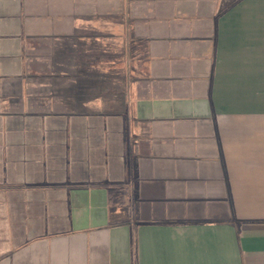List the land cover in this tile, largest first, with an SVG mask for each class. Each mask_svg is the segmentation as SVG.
I'll use <instances>...</instances> for the list:
<instances>
[{"label":"crops","instance_id":"crops-1","mask_svg":"<svg viewBox=\"0 0 264 264\" xmlns=\"http://www.w3.org/2000/svg\"><path fill=\"white\" fill-rule=\"evenodd\" d=\"M0 264H264V0H0Z\"/></svg>","mask_w":264,"mask_h":264},{"label":"rangeland","instance_id":"rangeland-1","mask_svg":"<svg viewBox=\"0 0 264 264\" xmlns=\"http://www.w3.org/2000/svg\"><path fill=\"white\" fill-rule=\"evenodd\" d=\"M128 192H129V193H128V194H129V196H131L132 192H131L130 190H129Z\"/></svg>","mask_w":264,"mask_h":264}]
</instances>
